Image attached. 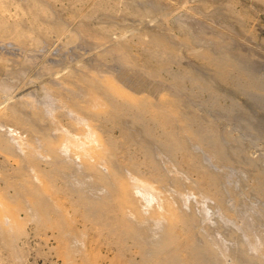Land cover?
<instances>
[{
    "label": "rangeland",
    "instance_id": "obj_1",
    "mask_svg": "<svg viewBox=\"0 0 264 264\" xmlns=\"http://www.w3.org/2000/svg\"><path fill=\"white\" fill-rule=\"evenodd\" d=\"M30 1H37L38 10L28 9ZM27 3L29 12L24 11ZM46 19L65 26V32L53 29V22ZM36 27L43 31L38 36ZM18 32H23V38L17 36ZM152 36L154 41L163 40L172 47L174 54L162 53L154 42H149L153 41ZM184 36L190 42L186 43L189 40ZM207 39L209 43H205ZM122 40L129 46L121 45ZM123 44L131 49H124ZM206 48H215L211 49L214 55H227L256 73L251 65L264 61V0H0V101L11 97L5 106L0 105V132L10 148V152L0 148V264H156L155 256L144 250L142 242L157 230L154 222L159 218L175 220L176 208L184 207V193L189 197L188 208L200 222L199 228L191 224V234L198 230L209 239L206 234L211 235L216 223H220L239 235L246 245L243 253L250 261L264 264V196L252 190L254 178H264V111L250 106L236 92L230 78L220 84L216 81V85L223 95L221 108H228L231 113H224L220 106L204 107L206 93L193 89L189 80H169L168 73L180 71L206 77L211 72L202 65L201 54ZM150 54L170 62L165 73L156 70ZM84 78H106L108 82L111 78L112 83L130 93L139 87L156 88L157 83H166L171 92L188 99L192 107L186 109L193 108L195 117L198 115L185 131L196 160H184L180 150L168 155L162 150L163 155H154L156 160H166L167 170L162 169V174L172 178L186 174L184 182L175 186L153 180L155 174L137 146L138 123L126 120L121 124L129 131V137H125L110 115L95 108V113L82 114L68 106L66 100L76 90L79 93L84 89ZM64 94L66 100H60ZM14 102L23 103V112H31V122L12 117L7 108ZM237 103L239 106L229 110ZM239 109L246 113L248 110L250 115L246 119L251 116L254 120V128L246 129L249 134L238 131L236 123H242L246 114ZM208 112L209 115L204 114ZM201 115L217 125L226 147H240V158H248L218 161L210 145L190 134V129L210 126ZM77 116L89 119V132L102 143V154L88 156L84 167L79 166L80 158L74 150L62 149L58 168L42 150L41 142L47 134L60 142L65 136L76 134ZM175 123L178 127L186 125L183 121ZM60 127L62 133H55ZM252 131L256 136L251 135ZM154 135L163 141L159 131ZM20 145L24 155L19 152ZM161 160L158 164L164 168ZM200 161L212 175L221 178V201L225 208L212 198L214 186L209 187V181H202L194 173L192 167ZM75 162L77 166L67 167ZM170 194L176 195L180 207L171 208ZM40 207L44 213L39 211ZM134 220L135 224L140 221L139 226L132 227ZM176 228L183 229L182 221L177 222ZM180 232L175 236L178 240L182 239ZM228 237L221 244L218 242L216 256L213 249L207 250L209 256H203L199 245H193L185 256L192 258V252H199L196 264H244L240 259L217 262L221 257L239 256Z\"/></svg>",
    "mask_w": 264,
    "mask_h": 264
},
{
    "label": "bare ground",
    "instance_id": "obj_2",
    "mask_svg": "<svg viewBox=\"0 0 264 264\" xmlns=\"http://www.w3.org/2000/svg\"><path fill=\"white\" fill-rule=\"evenodd\" d=\"M27 5H28V3H27ZM27 5H24V6H26V7H24L25 9L23 8L24 11L26 10L25 12H29V10L30 9L32 10L33 8L37 9L36 7L39 4L37 3V1H32V2L30 1V7H29V5L28 6ZM16 6H17V4H16ZM20 7L22 8L23 6H20ZM26 8H28L29 10ZM17 9H19V7ZM133 9H135V7ZM134 12L136 13V10ZM141 12H143V11H141ZM32 13L36 14V11L35 12L33 11ZM34 14H32V15L34 16ZM43 21H44V19L42 20V22ZM48 22L51 24V22H53V21H51V22L48 21ZM48 22H46L45 24H47ZM53 23H52V26H54V27H52L53 29H55V30L57 29V30H59V32H62V31L65 32L64 31L65 26L63 28L60 24L58 25V22H57V25L55 23H54L55 25H53ZM50 27H51V25H50ZM24 29H27V28H24ZM35 29H38V31L36 30L37 36H38V33L43 32L42 30H40L41 31L40 32L38 27H36ZM20 30L23 31L22 29H20ZM22 33L18 32L17 36L19 38H21V37L23 38L24 35ZM56 33L58 35V31ZM122 35L124 36V34H122ZM35 38L34 39L38 42L37 37H35ZM152 38H153V41L151 40L149 42L150 43L154 42L155 45L158 46V48H160L162 50V53L168 54L169 56H172V54H174V52H173L174 49L172 47H168V45H166V43L163 40L157 39L156 41H154L156 38H154L153 36H152ZM184 38H185V36H184ZM184 38H183V40H184ZM186 38L189 41H187ZM186 38H185L186 43L190 42V38L188 36H186ZM97 40H99V38H97ZM185 40H184V43H185ZM36 41H34V42H36ZM122 41L123 42H121V45H122V43L125 42L124 40H122ZM204 41H205V39H204ZM207 42L209 43L210 40L207 39L205 43H207ZM100 43L103 44L102 41ZM150 43H149V45H150ZM124 44H123L124 49H129V50L131 49V48L125 46V45L129 46V44H125V45ZM212 45L214 46V43ZM149 49H150V47H149ZM151 49H153V48H151ZM211 49L213 50L215 48H211ZM211 49L206 48V52H204V50H203L202 54H201V57L203 60L202 65L206 66L207 68H210V71H211V72H209V74L206 77H200L197 74H191V72L188 73V72L180 71V72H176L172 75H169L170 73H168V76H171V79L169 78V80L177 81L180 83H185V82H187V80H189L191 83L194 84L193 89H196L197 91L199 90L201 92L206 93L207 100L203 104L204 107L205 106L206 107L220 106V108H221L222 104L220 103V101H221V98L223 95L221 92V88L217 87L216 81H218L220 84L221 83L220 81H223L225 79L230 78L232 81V85H233L234 89L236 90V92H238L239 94H242L244 96V99L246 100V102L250 106H252L256 109H261L264 111V61H258V62H255L251 65L253 70L256 72V73H253V71L248 70L247 67L241 66L239 63H237V61H235V60L233 61V59H231L227 55H223V56L222 55H220V56L214 55L212 53ZM145 51L149 52L148 50H145ZM149 59L154 62V67L156 68V70L159 73L161 71H164V73H165V71H167L168 68L170 67L169 66L170 62H168V60L159 59L158 56L153 57L150 54ZM169 59L172 60V58H169ZM164 73H162V74H164ZM123 76H125V75H122V77ZM74 79H76V78H74ZM80 79H81V76H80ZM122 79H124V78H122ZM128 79H130V78H128ZM101 80L91 79L89 81V78L88 79L84 78L82 81L84 82L85 87L82 91L80 90L78 93V91L75 89L76 92L73 93L74 95L72 98H70L71 96H69L70 99L66 100L64 96H66V94H69V93H66L60 97L61 98L60 100H66L67 102L70 103L68 106L72 110H74L76 112H80L82 114H88L90 112H94L93 108H95L98 112H100L102 114L110 115L111 119L113 121L116 120L117 123L121 126L119 133L125 137L126 136L129 137V134H128L129 131L127 128L123 127L121 124L126 122V120L129 121L130 123H138L140 128H139L137 146L144 152L147 164L151 167L152 172L155 174L153 177V180L158 181L160 183V185H163L164 183L168 182L170 184H174L175 186L184 182V176L186 174L183 176V178L181 176H179L177 178H172L170 176V174H168V175H167V173L162 174L161 173L162 169L167 170L166 169V162H165L166 160L163 161L159 158H158V160H156L154 158V155L156 153L159 156L163 155L160 152L162 150H163L162 153H167V155H168V153L173 154L174 151L180 150V151L184 152V155H185L184 160H189V159L196 160V157H195L196 155L192 151L193 150L192 143L190 144L186 140V136H187L186 134H188V133H185V131L188 132L189 128L187 125L191 124L192 122H195V118L197 120L198 115H196V117H195V111L193 108H192V110H187V109H189V106L192 107L191 104L188 102V99H186V98L184 99L183 97H180L176 92H171L169 89V87L171 88V86L167 85L166 83H161V82L157 83L156 82L157 83L156 85H154L152 83L154 86H156V88H151V87L148 88V86H149L148 85L147 87H145L146 92H143V91H145V89H141L139 87L138 89H135V90H133L132 93H130V92H126L125 88L124 89L121 88V85L119 87L118 85H115L114 83H112L113 81L111 80V78L109 79L110 80L109 82H108V80H106V78L103 81H101ZM0 84H2V82H0ZM116 84H118V83H116ZM158 84H160V85H158ZM64 88H66V87H64ZM163 91H166V93H164ZM2 96H5V95H2ZM77 98H84V100L82 102H80ZM10 99H11V97L10 98L7 97V98L1 100L0 105H2L4 103L2 106H5ZM237 105H238V103L235 105H231L232 107H229V110L234 109L235 106L237 107ZM23 108H24L23 103L14 102V103L8 105L7 109L9 110L10 114L12 115V117L14 119L23 120V121L28 120L29 122H31V120H32L31 112L30 111L29 112H27V111L23 112ZM220 108H217L218 112H220V113H222L223 111H224V113H225V111H226V113H231L228 111V108H226V109L221 108L223 110L222 112L219 110ZM241 110L239 112H241ZM245 113H246V111H245ZM247 113H248V110H247ZM247 113L245 115H243L244 113L243 114L241 113L243 116H245L244 119L242 118V123L239 120L240 118L237 119L238 116H236V119L239 120L236 124L239 127L238 131H241L242 133L245 132V133L249 134L250 133L249 130L246 132V129H248L247 127L252 128L254 126V124H253L254 120L253 119H252L253 121L251 120V116H250V118L246 119V115H250ZM1 114H3V113L1 112ZM204 114L209 115V112L204 113ZM237 114H240V113L237 112ZM201 116L204 119V123L208 122V123H210V126L207 124L205 127L200 126L197 130L191 131V129H190V134L195 135L200 140L204 141V143H207L208 145H210L211 148L215 150V152H216L215 154L217 155L216 158L217 159L219 158L218 161L221 159V160H225V161L229 160V161L234 162V161H239L240 159H243V158H240L241 155L239 156V154L237 152L241 148L235 147V145H234V147H231V148L226 147L223 143L224 142L223 141L224 139H222L223 135L221 136V133H218L216 130L217 125L216 126L213 125V122L209 117H207L205 115H201ZM175 120L181 121V122L183 121V123L186 125L185 126L183 125L182 127H178L175 123ZM75 122H76L75 126L77 127L76 134L71 133L70 135L65 136L64 139L62 140V142H60L59 138H53L51 135L47 134V135H45V137L43 138V140L41 142L42 150L45 152L47 157H49L50 160H52L53 165H56L58 168H61L59 151L62 149L74 150L76 155L80 158V160L77 161V162H79V166H84V167H86V165L88 164L87 163V161H88L87 157L88 156H91V155L97 156L99 154H102V149H103L102 143L97 141V140L95 141V139L92 138V135L89 132L92 128L89 119H83L82 117L77 116V117H75ZM0 125L3 126V124H0ZM260 126H262V125H260ZM251 128H249V129H251ZM257 129H258V127H257ZM61 130H63L62 127L55 129L54 132L55 133L61 132ZM4 131H7V129L5 128ZM156 131L160 132L161 136L163 137V141L158 140L157 136L154 135V132H156ZM253 131H255V129ZM253 131H252L251 135H254L256 133L255 132L253 134ZM183 133H185V135ZM223 133H225V132H223ZM10 134H12V132ZM226 134H228V133H226ZM12 136H13V134H12ZM232 136H234V135H232ZM254 136H256V135H254ZM226 138H228V136H226ZM191 139H192V137L190 138V140ZM232 139H231V142L234 140V139L233 140ZM153 140H154V142L155 141L157 142L156 147H153V146H155L154 144L156 143V142L154 143ZM131 141L134 142L135 140L132 138ZM235 141L236 140H234V142ZM207 147L209 148V146H207ZM0 148L2 150H5L6 152H10L9 146H6V144H4L3 134L1 132H0ZM19 150H20L19 152H21V154H23L24 150L21 147V145H20ZM214 150H213V152H214ZM233 152H237V153L233 154ZM242 155L244 156V154H242ZM246 155L247 154L245 153V156ZM29 157H31V154H29ZM246 157H244V159H246ZM25 158L26 157L24 156L23 159H25ZM250 158H253V157L250 156ZM159 160H161V162L163 163L164 168H162L158 164ZM250 160L252 161L250 163H252V165H253L255 163L254 160L253 159H250ZM77 162H75L71 165L67 164V167L77 166L78 165ZM193 162H196V161H193ZM199 163H200L199 165L197 163H195L194 166L192 167L194 173H196L197 177L199 179H201L202 181H209V187L214 186V190L211 192L212 193L211 196L222 207V201H221V199H222V196H221L222 187H220L222 184L221 178L219 177V175L218 176L212 175L211 170H209L207 167H205L201 161ZM185 171H186V169H185ZM185 177H187V175ZM103 178H104V176H103ZM254 179H256L254 182L256 184L254 186H252V190L255 192H258L264 196V178L257 176V178H254ZM31 186H32V184L30 185V187ZM34 189H35V187H34ZM38 190H40V189H38ZM182 195L186 199V201L184 203V207H180L177 204V200L175 198L176 195L173 196L170 194V196H171L170 197L171 208L172 207H180V208H176V210H175V213H174L175 220L168 221L166 219L161 220L159 218L157 220V222H154L157 230L153 232L151 237L146 242H144V241L142 242L143 248H145L144 250L150 251L152 253V255L155 256V263L156 264H190V261H189L190 259H191L192 263L196 264L197 262H199L198 261V259L200 258L199 252H192L191 253L192 258L189 257V255L185 256L186 253L189 254V251L193 247V245H199L202 247L203 256L204 255L209 256L207 253V250H209V249H213V254L216 256L217 254L215 253V247H218L219 243L221 244L223 242L222 239H225L228 236H229L228 237L229 239H227V240H231L233 242V246H236L237 249L239 250V256L236 259H233L234 257L232 254L230 256L221 257L222 259L217 260V262L220 263V262L224 261L226 263L228 261V259L235 260V261H238V259H240L244 262V264H256L257 263L256 262L257 260L254 261V259H252V261H250L249 258H247L244 255L243 250H244V246H246V245H244V243L241 241L239 235L232 233L231 230H229L228 228H224L222 226V224H220V223H216L215 230H212L211 232L209 230H205L207 232H210V234H211V235L206 234L209 237V239L204 237L202 232H199L198 230H196L193 234H191V229H190L191 224H195L197 226V228H199L200 222H198L196 220L197 219L196 214L195 213L193 214L191 209L188 208V206H187V201L189 198L188 194L184 193ZM206 196L207 195H205V197ZM202 200H203V197H202L201 201ZM89 205H91V204H89ZM0 207H2V206H0ZM202 207L203 206H201V208ZM223 208H225V207L223 206L222 209ZM92 209H94V208H92ZM39 211L44 213V209L42 207L39 208ZM90 211H91V209H90ZM185 212H188L189 214H187ZM12 215H13V212H12ZM186 215L190 216V218H185ZM178 221H182V223H183V229L182 230H178L176 228V224ZM139 222H136V224H135V220H134L131 223L132 227L139 226ZM14 223H16V221ZM137 230L139 231V229H137ZM141 231L145 232L143 230H141ZM179 231H181L179 233L180 236L182 237L181 240H178L175 237ZM241 252H242V254H241ZM212 257H214V256H212ZM249 257H253V256L249 255ZM209 258H211V257H208V259ZM256 259H257V256H256ZM205 261L207 262L206 259H205ZM215 264H216V262H215Z\"/></svg>",
    "mask_w": 264,
    "mask_h": 264
}]
</instances>
